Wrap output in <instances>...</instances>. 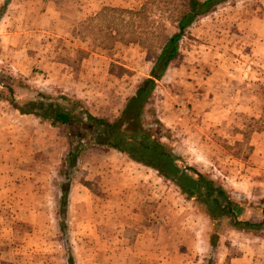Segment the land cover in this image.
<instances>
[{
  "label": "rangeland",
  "instance_id": "obj_1",
  "mask_svg": "<svg viewBox=\"0 0 264 264\" xmlns=\"http://www.w3.org/2000/svg\"><path fill=\"white\" fill-rule=\"evenodd\" d=\"M188 1L0 0V126L7 123L8 104H33L23 101V78L42 72L30 65L38 50L52 61L76 66L102 56L107 60L104 93L111 103L105 96L95 109L112 110L103 114L116 123L113 137L119 133L116 138L127 150L110 156L124 161L122 168L133 172L138 185L136 192L127 193L128 182L122 179L124 192L96 196L85 190L80 203L74 200L75 190L69 199L58 197L53 183L62 178L53 166L60 151L49 152L47 161L36 153L25 162V145L10 150L11 144L0 140V264H264V228L243 231L229 224L230 219L213 221L199 195L184 192L177 181L147 163L133 164L130 157L136 154L129 152L138 148L143 152L137 156L149 160L153 157L139 149L141 143L160 144L177 157L178 173L195 179L201 175L223 189L244 218H264V50L257 48L264 42V0L222 1L198 15L180 39L178 55L153 82L135 116L122 112L121 99L109 96L117 87L130 95V87L152 78L156 46L163 34L178 30L177 20ZM101 6L143 11L137 18L115 15L110 22L104 13L93 14ZM126 21L137 33L122 37ZM150 31L154 34L146 37ZM13 60L21 63L16 69ZM71 64H66L68 69ZM15 74L21 82L19 100L11 90ZM248 90L256 93L251 96ZM79 128L86 137L81 140L88 139L86 126ZM45 166L48 178L40 176L45 186H39L38 175L23 173L29 168L40 173ZM206 188L200 182L198 194L203 197ZM213 197L208 195L211 202ZM147 204L159 208V228H152H158L159 239H121L127 232L120 228L133 220L138 225L139 208ZM115 222L120 225L112 232Z\"/></svg>",
  "mask_w": 264,
  "mask_h": 264
},
{
  "label": "crops",
  "instance_id": "obj_2",
  "mask_svg": "<svg viewBox=\"0 0 264 264\" xmlns=\"http://www.w3.org/2000/svg\"><path fill=\"white\" fill-rule=\"evenodd\" d=\"M101 8L102 6L95 10L93 14ZM46 14V12H41L40 16ZM259 43L260 45H258L257 48L264 50V42L259 41ZM30 57L31 55L28 58ZM37 58L39 59L37 60ZM27 59H23V61L26 62ZM34 64L38 65L39 69H42V72L38 75H32V73H30L28 78L26 77L27 79L23 78V101H33L36 97L41 99L46 97L53 98L52 96L57 95V97H59V104L55 102L51 106L43 105L42 108H37L36 106L29 108L26 106H18L17 104L14 105L12 103L8 104L10 108H8L9 114H7V123H3V125L0 126V140L4 141V143L6 142L9 146L11 144L10 150H16L21 144L25 145L26 147L24 151L30 155H27L28 158L24 160L25 162H29L31 157L36 153L41 156L45 155L43 158L47 161L46 158L49 152L53 153L55 151L56 155V152L60 151L58 152L59 155L57 154L58 157L56 158L55 166H53L59 177L62 178L60 182L56 180L53 183L54 191L58 193V197L59 194H62L65 190L69 199V194H72L75 190V194L73 195H76L77 197H75L74 200L77 201V203H80L83 201L82 194L85 190L87 192H94L96 196L101 195L102 191L103 193L124 192V186L121 185L123 184L122 179L127 180L128 182L127 193L136 192L138 185L136 184L133 172H129L125 167L122 168L121 163H124V161H121L118 158L112 159L110 156L113 152L123 154L122 150L103 141L110 139L109 132L108 134L101 133L105 136V138L100 137L101 140L95 136L96 134H100L98 133L100 129L99 125L94 122L92 117L103 119L110 123L113 122V120H110V116L103 114L104 112L108 114V112H111L112 110L101 111L95 109L97 107V102H104V97L106 96V93H104V86L106 85L104 75L106 74L107 60L102 56H91L88 59H84L80 66L72 65L71 62H67L66 64L72 65L71 68L68 69L66 64L57 60L52 61L48 58L46 52L38 50V53H36L34 58L31 59L30 65ZM11 65L16 69L21 63L19 64L18 61L13 60ZM50 65L55 68L52 72L49 70ZM16 76L17 75L15 74V79H12L11 81V90L14 93V97H16V95L20 97L21 92L19 93V88H21V82ZM146 78L150 77H145L143 80ZM240 79L241 78L239 77L238 80ZM250 79L251 77L248 78L249 81ZM143 80H141L136 86L129 88L131 91L130 95L127 92L128 89L121 87H117L114 94H109V96H112V98H115V100L119 102L121 99L120 105L123 104V110L121 108L122 112L124 111L128 100L135 96L136 91ZM156 80L159 79H154V81ZM33 82H38L36 85L40 87L37 88ZM31 83H33V85ZM97 85L98 88H96ZM248 92L251 93V96L256 93L249 90ZM247 95L249 96V93ZM18 97H16L17 100H19ZM106 97L110 104L111 97ZM19 103L22 104L21 101H19ZM76 119H81V124L86 126V131L88 132L86 135L88 139L81 140L86 138L85 134L81 135L79 133H73L72 126H74ZM37 142L39 144L38 146H36ZM32 145L36 147V150L33 151L34 148L31 147ZM95 154H99L100 157L95 156ZM91 156L93 158H91ZM130 160L133 164H139L131 157ZM41 161L39 162V169H41ZM93 163H95L94 167L92 165ZM44 170L47 171L46 166L43 167V170H40V173L34 172L30 168L29 171L23 173L26 177H30L29 175H38L39 179L40 176L48 178V173ZM17 176L19 175L17 174ZM41 185L45 186L46 183H43L40 179L39 186ZM123 208L130 210L125 206ZM113 215L118 219L117 214ZM159 215V208H157V206L155 207L148 204L146 207L141 206L139 208V213L136 216L139 221L138 225H136L137 220H133V223H125V226H122L120 229L125 228L127 236H122L121 239L128 241H149L159 239V231H157L160 224V220L157 218ZM116 219L115 221H117ZM111 225H113L111 231L115 232L120 223L115 222ZM156 225H158V228L153 230L152 228ZM137 230L140 233L137 232ZM131 232L134 235L131 236ZM201 245L209 246V242L208 244L200 242V246ZM195 247H197L196 244ZM172 248L175 250L178 249L176 245H173ZM170 251L174 252L172 250ZM175 255L176 253L171 254V256L174 257ZM156 256H159V254ZM231 261L236 262L237 258L233 257Z\"/></svg>",
  "mask_w": 264,
  "mask_h": 264
},
{
  "label": "trees",
  "instance_id": "obj_3",
  "mask_svg": "<svg viewBox=\"0 0 264 264\" xmlns=\"http://www.w3.org/2000/svg\"><path fill=\"white\" fill-rule=\"evenodd\" d=\"M227 1V0H189L188 2V9L183 11L180 18L177 20V31L172 32L170 34H163V40L160 44H158L157 52L155 55H153V64L150 70V75L152 78H146L143 80L141 85L138 87L135 96L131 97L125 108L124 113H130L132 115H136L137 112H139V109L141 107V101L142 99L148 95L149 91L152 89V85L154 82V79H160L165 71L167 70L170 62L178 55L179 53V41L181 37L183 36L186 28L191 25V23L194 21V19L201 14L206 13L208 10H210L213 6L216 4ZM142 9L139 10H130V9H117L114 7H103L100 11L97 12V14L102 15V13L106 14L111 19L115 20V15H122L126 14L127 16H131L132 18H137L142 14ZM106 26L110 27L111 24L108 23ZM123 29L119 32L122 34V37L128 36V34H134L137 33L136 26H134L131 22H125L123 25ZM145 29L142 33H145ZM154 34L153 32H147V36ZM126 39V38H124ZM145 41V40H143ZM141 45H144V42H139ZM145 47H147L145 45ZM53 98H44V100H41L39 98L38 103L36 101H32L33 104L26 103V107H37L42 108L43 105H52L55 102L59 104V97L57 95L52 96ZM38 97H36L37 99ZM65 118V117H64ZM95 123L99 125L100 131L96 134L100 140L101 138H105L104 134H108L109 132V140H103L105 142H108L109 145L118 148L121 150L124 149L127 150L122 143L119 142L121 139H117L116 136H119V133H116V136L113 137V134L115 133L116 123H110L106 120L99 119L92 117ZM79 127H82L81 119L75 120L74 126H72L73 133H78ZM76 129V130H75ZM104 133V134H101ZM79 134L83 135L82 132H79ZM122 135V134H121ZM101 137V138H100ZM133 139L135 136L132 137ZM137 141V140H133ZM145 143V142H143ZM138 149V148H137ZM129 150L130 153L136 154L131 155L133 159L137 162H143L147 163L148 165L157 168L159 172H161L162 175L171 178L179 183L181 188L184 190V192H188L191 195H199L200 199L203 200L208 206L209 210L213 213V221H217L221 218L230 219V223L233 227L243 230V231H252L257 232L258 230H261L264 228V218L257 222L252 221L248 218H244L241 214V210L239 209L240 206L236 204V202H231L223 189L216 188L213 186L212 182L209 180H204L203 176L199 175V179L187 177L184 175L183 172L178 173L179 169L176 164L177 157L174 156V154H171L169 152H166L164 149H161L160 144H152L151 146L148 144H142L141 148L144 151H146V154L150 156L152 155L153 158H150L149 160H146L145 158L138 157V153H140L141 150ZM143 152V151H141ZM165 169L167 171H165ZM200 182H204V184L207 186V192L202 197V194H198V185ZM63 197H66V192H62ZM208 195H215L213 197L214 199L212 202L208 198ZM235 208V210H234ZM262 212L264 214V208H262ZM73 264V263H72Z\"/></svg>",
  "mask_w": 264,
  "mask_h": 264
}]
</instances>
